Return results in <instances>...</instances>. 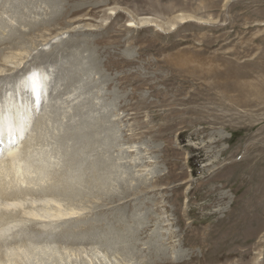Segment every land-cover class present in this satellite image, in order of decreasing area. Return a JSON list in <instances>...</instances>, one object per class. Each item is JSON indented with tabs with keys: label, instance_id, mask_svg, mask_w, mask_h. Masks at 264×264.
Wrapping results in <instances>:
<instances>
[{
	"label": "rangeland",
	"instance_id": "obj_1",
	"mask_svg": "<svg viewBox=\"0 0 264 264\" xmlns=\"http://www.w3.org/2000/svg\"><path fill=\"white\" fill-rule=\"evenodd\" d=\"M0 7V109L25 111L33 102L24 152L49 155L48 178H56L45 190L36 188L44 180H27L29 196L8 189L25 205L14 215L0 209L2 226L32 207L80 212L49 235L39 223L29 228L65 264H264V0ZM29 83L43 93L26 92Z\"/></svg>",
	"mask_w": 264,
	"mask_h": 264
},
{
	"label": "bare ground",
	"instance_id": "obj_2",
	"mask_svg": "<svg viewBox=\"0 0 264 264\" xmlns=\"http://www.w3.org/2000/svg\"><path fill=\"white\" fill-rule=\"evenodd\" d=\"M53 1V0H51ZM43 2V0H42ZM6 3V2H5ZM49 3V2H48ZM4 4V2H3ZM2 5V4H1ZM16 5V4H15ZM20 4H18L19 6ZM41 5V4H40ZM3 6V5H2ZM37 6V5H36ZM82 6V5H81ZM81 6H77L78 8L75 10H72L71 12H75V11H80L82 8ZM21 7V6H20ZM39 7V6H38ZM2 9V7H0ZM10 8V7H9ZM23 8V7H22ZM21 8V10H23ZM15 9L18 11V9L16 8L15 6ZM15 9H12L14 10L15 12ZM70 10V9H69ZM1 12H6L5 10L3 11H0V15L2 14V16L4 15V13H1ZM19 12V11H18ZM21 12V11H20ZM68 12V11H67ZM70 12V13H71ZM9 16H6V17H13V13H11V16H10V13L8 12ZM15 15L17 13H14ZM20 14V13H19ZM18 14V16H19ZM66 15V14H65ZM12 17L10 19H12ZM19 17H23V16H19ZM56 18V17H55ZM9 19V20H10ZM15 19V18H14ZM58 19V18H56ZM61 19V18H60ZM148 20V19H147ZM1 21V19H0ZM3 21V20H2ZM1 21V22H2ZM6 21V20H5ZM12 23L13 20H11ZM150 21V20H149ZM0 22V24H1ZM8 22V21H7ZM55 22V21H54ZM61 22V21H60ZM147 22L145 21V19H142L140 22L138 23H143ZM51 24V23H50ZM2 25V24H1ZM7 25V24H6ZM5 25V26H6ZM129 26H135L137 25V21L134 20H131L129 21ZM140 25V24H139ZM138 27V26H137ZM11 32V31H10ZM13 41V40H12ZM10 42V41H9ZM5 43V42H4ZM72 45V43H71ZM9 47V46H8ZM24 47V46H22ZM26 47V46H25ZM1 48V47H0ZM28 48V47H27ZM2 49V48H1ZM36 49V48H34ZM16 67V66H15ZM29 70V69H28ZM31 70V69H30ZM39 71V67H35V69L33 68V70L31 71ZM30 71H28L29 73ZM43 77V79H46L45 77L47 76H40L38 80H40L41 78ZM26 78V77H25ZM25 78H21L20 80L24 82V84H27V82H29V80L27 81H24ZM48 80H46V83L43 84V90L46 89L49 85V82L47 83ZM60 86V85H59ZM34 87V88H33ZM63 87V86H62ZM23 89L26 90V92L28 93H32L33 94L35 93V96H38V95H41L43 92H39V87H38V84L36 85V83L32 86L30 85L29 83V86L27 88H24V85H23ZM63 91V90H62ZM61 91V92H62ZM32 95V94H31ZM35 96H32L35 98ZM30 97V96H29ZM33 99V98H32ZM36 102V101H35ZM25 102L23 101V104ZM31 103V102H30ZM25 106V105H24ZM26 108V107H25ZM33 108V102L32 104L30 105H27V109H25V111H22L23 108L21 107H13L11 109V107L9 106L7 109H5L4 111H2L3 109H0V193H1V196H3V200L5 199V201L7 202H4L3 200V204H1L0 202V209L3 211H6L8 213H11L9 215H12V212H13V215L17 212V214L21 211V208L24 207V202H22L21 200H18L17 201V198H13L11 196L10 193H7L9 192L8 189L11 188L12 189H17L19 190H22V189H25V192L27 193V195L29 194L28 192L32 194V191L34 188H31L30 186L26 185L25 183L27 182V180H32V178L34 177V180H44V182H41L39 183V186H37V182H33L32 184L36 185L37 189H48L49 187L52 186V181H50V179H56V178H48V174H50V168H52V164H54L51 160H50V157L49 155L46 156V157H43V155L39 154H33L32 152L31 153H25L24 152V149H27V147L29 146V144H31V136L30 138L28 137L27 139H25V141L23 142V138L26 137V135L29 133L28 130L30 129V124H31V121H32V118H31V114L30 112L32 111L31 109ZM105 109V108H104ZM21 110V111H19ZM88 110V109H87ZM2 111V112H1ZM103 111V110H102ZM98 115V114H97ZM116 115V114H115ZM43 116V115H42ZM88 116V115H87ZM104 116V115H103ZM109 116V115H108ZM110 117V116H109ZM109 122V121H108ZM111 122V121H110ZM109 122V123H110ZM107 123V122H105ZM104 136V135H103ZM105 137V136H104ZM89 138V137H88ZM90 139V138H89ZM93 141V140H92ZM98 141V140H97ZM96 141V142H97ZM109 141V140H108ZM111 141V140H110ZM22 142L24 143L22 145ZM94 142V141H93ZM99 143V142H98ZM103 143V142H102ZM79 144V142H78ZM95 144V143H94ZM22 145V146H21ZM88 145V144H87ZM104 145V144H103ZM2 146V147H1ZM108 149V148H107ZM90 150V149H89ZM26 151V150H25ZM31 151V150H30ZM108 151V150H107ZM106 151V152H107ZM62 152V151H61ZM111 152V151H110ZM24 153H25V156H24ZM93 153V152H92ZM102 157L103 155L105 154H101ZM92 156V155H91ZM90 156V157H91ZM106 156V155H105ZM86 157V156H85ZM98 157V156H97ZM72 158V157H71ZM101 158V157H100ZM102 159V158H101ZM101 159L99 161H101ZM92 160V159H91ZM116 160V159H115ZM155 160V159H154ZM117 161V160H116ZM119 162L117 161L115 164H114V170L115 171H118L119 170ZM121 164V163H120ZM77 165V164H76ZM74 165V169L73 170H76L75 168L81 169V166L80 168H78L79 166L77 165ZM95 165V163H94ZM112 165V164H111ZM122 165V164H121ZM72 166V164H71ZM72 166V167H73ZM76 166V167H75ZM96 166V165H95ZM99 166V165H98ZM107 167V165H106ZM109 167V166H108ZM111 167V166H110ZM99 168V167H98ZM113 168V167H112ZM125 168V173L127 172L126 171V165L124 166ZM91 169V167L89 168ZM96 169V168H94ZM106 169V168H104ZM108 169V168H107ZM106 169V171L104 170V172H109V171H112L110 170L111 168H109L108 170ZM71 170V168H70ZM99 170V169H98ZM123 170V169H121ZM78 171V170H77ZM76 171V172H77ZM79 171L77 172V174L79 173ZM55 172V171H53ZM81 172V171H80ZM103 171L99 172L100 175L98 177L101 176V173ZM123 172V173H124ZM74 173V171L72 172V174ZM95 173L96 177H97V174ZM54 176L56 175V173H52ZM81 174L83 175V172L80 173V176ZM89 174H94L93 172L92 173H89ZM104 175H106L105 173H103ZM115 174V173H114ZM79 175V174H78ZM86 175V173H85ZM64 175L59 174L58 176V179L60 180V182H64V180L62 179ZM107 176V175H106ZM111 176V175H110ZM113 176V175H112ZM118 178H114L113 180H118L121 176V174H117L116 175ZM69 177V176H68ZM73 177V176H72ZM91 177H95V176H91ZM126 177V176H125ZM61 178V179H60ZM79 178V181L82 182V179L80 180V177H76V180H78ZM82 178V177H81ZM88 178H90V176H88ZM69 179V178H68ZM94 179V178H93ZM100 179V178H99ZM70 180V179H69ZM67 181L66 184V187L68 186L69 188H72V184H74L73 180L76 182L75 178H73V180H71L73 183L71 184L70 182L71 181ZM115 180V182H116ZM93 181V180H92ZM91 181V182H92ZM96 181V179H95ZM79 182V183H80ZM65 183V182H64ZM95 183V182H94ZM94 183L92 182V184L94 185ZM110 183V184H109ZM111 181H108V178H105L104 179V182H102V186H104L103 184H107V185H110L109 187H111ZM20 184V185H19ZM59 184V183H58ZM83 184V183H82ZM89 184V182H88ZM63 185V184H62ZM77 185V184H76ZM81 185V184H80ZM84 185L86 186V184L84 183ZM83 185V187H84ZM91 185V183H90ZM79 186V185H78ZM130 186V185H129ZM74 187H77V186H74ZM73 187V188H74ZM98 187V186H97ZM107 186H105L104 188H106ZM72 188V189H73ZM81 188V187H79ZM96 188V187H94ZM101 189V187H98ZM112 188V187H111ZM110 188V189H111ZM52 189V188H51ZM56 189V188H54ZM75 189V188H74ZM77 189V188H76ZM87 189V188H86ZM92 189V188H91ZM100 189L98 190L97 189V193H99ZM19 190V192H21ZM35 190V189H34ZM61 190V189H60ZM67 190V189H66ZM79 190V189H78ZM82 189L79 190V192L81 191ZM94 190V189H93ZM92 190V191H93ZM51 191V190H50ZM53 191V190H52ZM57 191V189H56ZM69 192H72L73 190H68ZM77 191V190H76ZM83 191V190H82ZM80 192L81 195L83 193V195H87L85 194L84 192ZM89 192H91L90 190H88ZM23 192V191H22ZM21 192V193H22ZM38 192V191H37ZM55 192V191H54ZM87 192V191H86ZM103 192V191H101ZM100 192V193H101ZM25 193V194H26ZM43 193V192H42ZM73 193V192H72ZM108 193V192H107ZM14 194V193H13ZM45 194V193H44ZM53 194V192H52ZM60 194V193H59ZM70 194V193H69ZM74 194V193H73ZM102 194V193H101ZM106 194V193H105ZM23 195V193H22ZM46 195V194H45ZM68 195V193H67ZM8 196H11L12 198H8ZM29 196V195H28ZM28 196H25V197H28ZM51 196H55V195H51ZM58 196V195H57ZM60 196V195H59ZM78 196V195H77ZM76 196V197H77ZM17 197V196H16ZM23 197V196H22ZM48 197H50V195H48ZM47 197V198H48ZM21 198V197H20ZM19 198V199H20ZM29 198V197H28ZM70 198V197H69ZM32 199V198H31ZM45 200V197L43 198ZM73 199V198H72ZM35 200V199H34ZM51 200V199H50ZM69 200V199H68ZM27 203L28 202H31L30 201H26ZM33 202H36V201H33ZM32 202V203H33ZM50 201L47 199L44 201V207L49 204ZM60 202V201H59ZM26 203V204H27ZM61 203V202H60ZM59 203V205H60ZM24 204V205H23ZM31 205V203H29ZM28 204V205H29ZM52 204V203H51ZM23 205V206H22ZM48 205V206H49ZM85 205V204H84ZM22 206V207H21ZM32 206V205H31ZM41 206V205H40ZM21 207V208H20ZM28 207V206H27ZM36 207V205H35ZM55 207V206H54ZM20 208V211L18 212ZM31 208V207H30ZM33 208V207H32ZM31 208V209H32ZM39 208V207H37ZM31 210L30 211H27L25 210V208L23 209V211H27L25 212V216H23L22 220L21 221H15V222H11L9 223V225H1L0 224V264H17V263H22V264H34V262H36L38 258H40L41 260L43 259L45 261L44 264H54V261H56L57 263L55 264H65L63 263L62 261L60 262L61 260V254L58 253L56 250L54 249H51V247H48L49 245H41V244H37L36 242L34 243V240L32 239L33 234L30 235V233L33 231H31V229H29L30 227H33L35 225H37L39 223V225L42 227H40L39 229L42 231V233L44 232V235H49L48 233L49 232H55V230H57L60 226H61V222H64V224H67V227H68V222H71L75 217H77V215H80L81 213L80 212H71V213H62L60 211V209H58L59 211H56L51 214L50 212H47L46 210H44L43 212L42 211H39V210ZM41 208V207H40ZM28 209V208H27ZM34 209V208H33ZM42 209H44L42 207ZM41 209V210H42ZM49 209V208H48ZM57 209V207H56ZM68 210V209H67ZM16 211V212H15ZM22 211V212H23ZM49 211V210H48ZM1 213V212H0ZM77 213V214H76ZM83 213V212H82ZM22 214V213H20ZM100 214V213H99ZM1 215V214H0ZM7 215V214H6ZM24 215V213H23ZM1 216H4V212ZM17 216V215H16ZM130 216V215H129ZM5 217V216H4ZM93 217V216H92ZM77 219V218H76ZM79 219V218H78ZM82 219V218H81ZM208 219V218H207ZM14 220H18V219H14ZM60 222V223H59ZM76 222V221H75ZM78 222V221H77ZM208 222V221H206ZM79 223V222H78ZM89 223V222H88ZM34 224V225H33ZM71 225V224H70ZM91 225V224H90ZM65 226V225H64ZM66 227V228H67ZM78 227V226H77ZM83 227V226H82ZM34 229V228H33ZM83 229V228H82ZM29 230V231H28ZM83 231V230H82ZM123 231V230H122ZM127 231V230H126ZM125 231V232H126ZM37 232V230H36ZM34 232V233H36ZM40 232V231H39ZM47 232V233H46ZM66 232V231H65ZM124 232V231H123ZM124 232V233H125ZM63 233V232H61ZM85 233V232H84ZM120 233V232H119ZM41 234V233H40ZM113 234V233H112ZM95 233L92 235L95 237ZM117 235H118V232H117ZM31 236V237H30ZM57 236V235H56ZM55 236V237H56ZM70 236V235H69ZM91 236V235H90ZM89 236V237H90ZM46 237V236H45ZM52 237V236H51ZM55 237L53 239H55ZM61 237H62V234H61ZM77 237V236H76ZM120 237V236H119ZM38 238H40L38 236ZM48 238V236H47ZM50 238V237H49ZM48 238V239H49ZM122 238V237H121ZM53 239L51 240L50 238V242H53ZM57 239V237H56ZM66 238H64L65 240ZM44 240V238H43ZM69 240V239H68ZM89 240V239H88ZM92 240V239H91ZM90 240V241H91ZM114 240V239H113ZM46 241H48L46 239ZM60 241V240H59ZM57 241V242H59ZM96 241V240H94ZM110 241V240H109ZM123 241V240H122ZM49 242V243H50ZM62 242V241H60ZM66 242V240L64 241ZM81 242V241H80ZM112 242V240H111ZM118 242V241H117ZM45 243V242H44ZM74 243V242H72ZM79 243V242H78ZM88 243V242H87ZM121 243V242H120ZM59 244V243H58ZM75 244V243H74ZM100 244V243H99ZM113 244V243H112ZM118 244V243H117ZM41 245V246H40ZM53 245V243H52ZM56 245V244H55ZM91 246V244H89ZM94 247H96L97 245L93 244ZM9 246V247H8ZM54 246V245H53ZM74 245L70 246V248H73ZM83 246H87V245H83ZM116 246V245H115ZM122 246V244H121ZM43 247V248H42ZM62 247V246H61ZM65 246H63L64 248ZM76 247V246H75ZM73 248V249H76V248ZM89 247V246H88ZM120 247V246H119ZM50 248V249H48ZM69 248L70 251H72L71 249ZM90 248H93V246H91ZM89 248V249H90ZM78 249V248H77ZM76 249V250H77ZM87 249V248H86ZM94 249V248H93ZM68 249H66V252L69 251ZM79 250V249H78ZM77 250V251H78ZM96 250V248H95ZM102 251V249H101ZM62 253V252H61ZM93 253V252H91ZM98 253V252H97ZM100 253V252H99ZM104 253V252H102ZM61 256H60V255ZM95 254V253H94ZM117 254V253H116ZM114 254V255H116ZM93 256V255H92ZM95 257V256H94ZM108 257V256H106ZM114 257V256H112ZM129 257V256H128ZM92 258V257H90ZM21 259V260H20ZM35 259V261H34ZM73 259V258H72ZM93 259V258H92ZM99 259V258H98ZM110 259V258H109ZM112 259V258H111ZM115 259V258H114ZM124 259V258H123ZM42 260V261H43ZM69 260V258H68ZM77 260V259H76ZM81 260V259H80ZM91 260V259H90ZM89 260V261H90ZM94 260V259H93ZM92 260V261H93ZM48 261V262H47ZM72 261V260H71ZM88 261V260H87ZM88 261V263H89ZM100 261V260H99ZM38 262V261H37ZM81 262V261H80ZM106 262V261H105ZM164 262V261H163ZM41 264H43V262L40 261ZM38 263V264H40ZM71 263H74V262H71ZM77 263V262H76ZM93 263V262H92ZM109 264H111L110 262H108ZM128 263V262H127ZM37 264V263H36ZM68 264V263H67ZM90 264H91V261H90Z\"/></svg>",
	"mask_w": 264,
	"mask_h": 264
}]
</instances>
